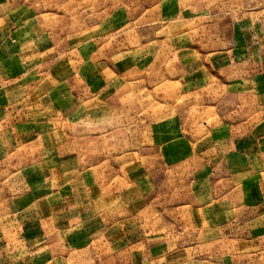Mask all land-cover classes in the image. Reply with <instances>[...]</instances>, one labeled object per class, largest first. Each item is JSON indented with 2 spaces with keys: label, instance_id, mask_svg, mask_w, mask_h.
<instances>
[{
  "label": "crops",
  "instance_id": "0c3cea01",
  "mask_svg": "<svg viewBox=\"0 0 264 264\" xmlns=\"http://www.w3.org/2000/svg\"><path fill=\"white\" fill-rule=\"evenodd\" d=\"M214 1L0 0V189L24 198L0 264H264V0ZM166 73L217 121L86 166L84 127L116 137L112 103Z\"/></svg>",
  "mask_w": 264,
  "mask_h": 264
},
{
  "label": "rangeland",
  "instance_id": "374dc122",
  "mask_svg": "<svg viewBox=\"0 0 264 264\" xmlns=\"http://www.w3.org/2000/svg\"><path fill=\"white\" fill-rule=\"evenodd\" d=\"M205 1L210 2V0ZM214 2H218V0H215ZM221 3L223 5H221ZM218 4L222 6L218 7V9H223V11H226L224 9L234 11L238 7L243 11H248L250 10L252 1L221 0ZM256 8L253 10H256ZM52 12L56 14L53 16L54 19L60 18L61 13L59 10L52 9ZM73 18L76 17L74 16ZM243 34L244 30L240 29L237 31L238 37L241 35L243 36ZM172 65L173 63L168 62L165 69ZM165 75L166 77L162 78L159 83L150 85L146 84L143 87L137 88L133 95H130L127 98L120 97V99L112 103V107L115 108L116 106L117 108V110L114 111V121L116 122L114 130L117 131L116 137L115 135L110 137L108 131L102 130L100 132L98 129L94 130L92 126L84 127L86 131L85 139L88 138V141L85 142L84 152H82L80 156L82 161H86V166L92 161L98 162L101 160H110L111 163L115 164V157H110L109 155L118 154L121 151H129L133 153L132 158L127 159L130 162H133V164L140 161V155L137 154V152L147 145L146 127L149 123L159 118L179 114L182 121H185L186 126H188L189 123L195 126L197 125L199 133L204 132L205 128L203 125H210L217 121L214 109L206 108L203 110V107H198V99L196 96H183L179 90V85L173 82V76L170 75V73L169 75L167 73ZM23 82L24 80H21L18 83L7 85L4 90H2L1 96L4 95V99L6 100L7 98L6 101H10L8 110L11 114L17 112V110H19L28 99L25 97V101L21 100L19 103L13 102L14 97L17 95L16 93L20 90V86ZM159 103H162V105ZM11 111H13V113ZM203 122H206V124H203ZM100 133L102 135L101 141L99 142L97 140V142H94V137L101 136ZM125 133L127 137H129V140L131 139V146L127 145L125 142ZM4 186V195L0 189V194L2 193V196H4V205H0V214L5 213L6 218H12V216L16 215V211L22 206L24 198L21 196L22 200H18V195H13V193H11V190L8 188L11 187L10 183L6 182ZM20 193L22 194V190ZM1 201L0 198V203ZM166 219H169L167 215ZM17 228L20 229V227ZM13 234L12 237L10 236V238H8L7 236V238H5V244L7 246H12V243L14 242L13 239L16 237V233ZM7 249L8 248H6V251Z\"/></svg>",
  "mask_w": 264,
  "mask_h": 264
}]
</instances>
